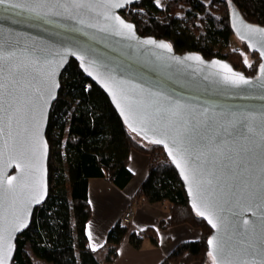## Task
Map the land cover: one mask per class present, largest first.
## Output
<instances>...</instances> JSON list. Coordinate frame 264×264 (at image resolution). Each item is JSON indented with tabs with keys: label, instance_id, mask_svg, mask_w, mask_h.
I'll use <instances>...</instances> for the list:
<instances>
[{
	"label": "water",
	"instance_id": "95a60500",
	"mask_svg": "<svg viewBox=\"0 0 264 264\" xmlns=\"http://www.w3.org/2000/svg\"><path fill=\"white\" fill-rule=\"evenodd\" d=\"M138 1L0 5L3 264H10L17 236L47 197L45 131L70 60L107 95L131 132L148 143L160 141L155 144L164 148L193 211L211 228L208 241L222 246L208 243L209 263L264 264V27L230 5L235 36L260 60L248 77L223 60L176 54L166 41L139 36L120 14ZM238 76L249 83H233ZM249 197L260 210L241 213L238 204ZM249 245L254 255L247 254Z\"/></svg>",
	"mask_w": 264,
	"mask_h": 264
},
{
	"label": "trees",
	"instance_id": "16d2710c",
	"mask_svg": "<svg viewBox=\"0 0 264 264\" xmlns=\"http://www.w3.org/2000/svg\"><path fill=\"white\" fill-rule=\"evenodd\" d=\"M230 5L246 21L264 27V0H167L164 7L154 0H139L128 10L139 36L166 41L176 54L196 53L207 61L223 60L233 70L252 77L260 60L235 36ZM180 10L182 16L177 15ZM233 38L242 48L229 49ZM45 139L50 146L47 197L17 236L10 264H33L26 245L34 258L51 264H110L128 228L122 220L113 225L107 233L105 254L88 246L85 225L91 211L87 182L105 178L124 188L132 177L127 168L131 150L149 156L147 176L132 200L137 204L167 202L170 216L159 223L160 228L189 223L202 232L198 241L178 243L160 264H210L207 246L211 228L193 211L164 148L131 132L107 95L84 76L74 60L60 76ZM155 235V229L148 228L141 234L131 232L127 240L139 248L146 236L155 244Z\"/></svg>",
	"mask_w": 264,
	"mask_h": 264
},
{
	"label": "crops",
	"instance_id": "0c3cea01",
	"mask_svg": "<svg viewBox=\"0 0 264 264\" xmlns=\"http://www.w3.org/2000/svg\"><path fill=\"white\" fill-rule=\"evenodd\" d=\"M127 168L132 174L130 181L122 189L115 187L105 178H90L87 182V199L90 217L85 225L87 244L92 250H103L109 230L120 221L127 210L132 211L128 232L119 243L116 254L110 264H160L166 255L180 242L198 241L201 229L189 223L160 228L159 223L169 218L167 202L156 204H137L132 200L139 185L146 178L149 168V156L131 150ZM148 228L155 229L153 244L146 236L139 248H134L127 240L128 234H141ZM33 264H51L34 258ZM103 257V256H102ZM190 264H200L198 261Z\"/></svg>",
	"mask_w": 264,
	"mask_h": 264
},
{
	"label": "snow or ice",
	"instance_id": "6c2138e0",
	"mask_svg": "<svg viewBox=\"0 0 264 264\" xmlns=\"http://www.w3.org/2000/svg\"><path fill=\"white\" fill-rule=\"evenodd\" d=\"M5 4H9L11 7H20L19 4L12 3V0H0V5H5ZM124 27L129 28V29L131 28L130 25H124ZM149 43H151V41H149ZM158 46L162 47V48H168L169 47L167 44H160ZM261 55L264 56V53H262ZM245 63H247V61H245ZM261 67H262V69H264V65H262ZM232 82L233 83H242V84L249 83V81L247 79H245L243 76L236 77V79L233 80ZM154 142L160 143L159 140L154 141ZM21 147H23V144L21 145ZM170 155H171V153H170ZM177 166L179 167V165H177ZM13 179H15V178H13ZM0 187H2V182H0ZM11 187H12V180H9V188H11ZM238 207L240 208L241 213L244 211H253V210L259 211L260 210V207L258 206L257 201L251 197L246 198V199H242L239 202ZM199 214L203 215V213H199ZM236 219L238 221H240V223L245 227L246 230H250V224H249L248 220L243 219L241 215H237ZM209 223H212V221L210 220ZM216 226L217 225L213 224V227H216ZM208 243L210 246H214L217 248L222 247L221 245L214 244L213 240H209ZM246 252L248 255H254L255 254L254 250L251 248L250 245H249V248L246 250ZM209 255L211 256V255H213V253L210 252ZM0 264H3V262L0 261Z\"/></svg>",
	"mask_w": 264,
	"mask_h": 264
},
{
	"label": "built area",
	"instance_id": "2783aa9c",
	"mask_svg": "<svg viewBox=\"0 0 264 264\" xmlns=\"http://www.w3.org/2000/svg\"><path fill=\"white\" fill-rule=\"evenodd\" d=\"M128 8H129V6H127L123 11H121L120 14L125 20L131 21L132 18H131V15L129 14ZM85 87L89 88L90 87V83H86ZM131 217H132V211L131 210H127L124 213L123 217H122L123 224H125V225L129 224Z\"/></svg>",
	"mask_w": 264,
	"mask_h": 264
},
{
	"label": "rangeland",
	"instance_id": "374dc122",
	"mask_svg": "<svg viewBox=\"0 0 264 264\" xmlns=\"http://www.w3.org/2000/svg\"><path fill=\"white\" fill-rule=\"evenodd\" d=\"M154 2H155V4L157 5V6H159V7H164L165 6V4H166V2H167V0H154ZM182 14H183V10H180V11H178L177 12V15L178 16H182ZM239 49V48H242L240 45H239V43L236 41V39L235 38H233L232 39V41L230 42V45H229V49ZM245 57H246V55H245ZM122 220V219H121ZM127 225H129V224H127ZM25 251L27 252V253H31V250H30V247H29V245H26L25 246Z\"/></svg>",
	"mask_w": 264,
	"mask_h": 264
}]
</instances>
